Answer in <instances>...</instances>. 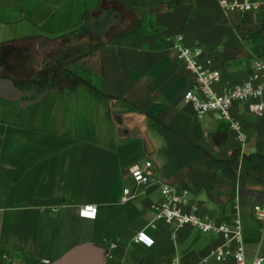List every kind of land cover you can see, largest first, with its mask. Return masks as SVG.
<instances>
[{
  "label": "crops",
  "instance_id": "1",
  "mask_svg": "<svg viewBox=\"0 0 264 264\" xmlns=\"http://www.w3.org/2000/svg\"><path fill=\"white\" fill-rule=\"evenodd\" d=\"M254 1L239 12L218 0H0V70L23 88L43 67L61 72L46 79L60 90L36 102L0 97V260L53 262L90 242L111 264H235L214 261L216 233L147 225L159 184L136 188L127 171L146 158L155 178L187 186L201 213L228 221L238 208L246 258L264 254L252 212L264 202V115L232 104L243 141L229 119L198 117L183 99L193 75L173 48L178 34L201 45L220 90L245 80L264 56V0ZM106 21L103 38L86 26ZM84 205L97 207L94 218L79 215ZM141 230L152 246L134 241Z\"/></svg>",
  "mask_w": 264,
  "mask_h": 264
},
{
  "label": "built area",
  "instance_id": "2",
  "mask_svg": "<svg viewBox=\"0 0 264 264\" xmlns=\"http://www.w3.org/2000/svg\"><path fill=\"white\" fill-rule=\"evenodd\" d=\"M218 2L226 11L247 12L256 7L254 0H218ZM173 48L178 58L193 75L190 87L183 93V99L191 103L198 117L214 112L229 119L240 140H245L246 135L240 127V122L232 117L230 108L235 101H241L245 103V109L250 114L264 115V56L254 59L252 71L245 80L228 83L220 90L217 84L221 80V72L213 66L212 58L204 55L201 45L186 44L183 42V36L178 34L175 36ZM127 171L136 188L144 187L151 182L159 184V197L152 204L153 216L147 225L157 228L161 223L170 227L173 232L181 227H189L200 232L216 233L222 241L212 250L214 261L221 262L233 257L235 264H264V254H256L250 260L246 258L244 230L238 208L230 220L217 221L198 210L191 201V192L187 186L155 178L156 169L151 159L134 161L128 165ZM121 200L126 201L128 197L123 195ZM89 212L92 214H87ZM252 212L264 224V202H255L252 205ZM96 213L97 207L94 205H84L79 209V215L83 217L94 218ZM134 241L147 247L154 243V239L143 230L134 236ZM110 247L113 248V245ZM112 257V253L107 251L103 264H111ZM0 264H22V262L4 254ZM32 264H52V262L43 258ZM169 264L182 263L174 260Z\"/></svg>",
  "mask_w": 264,
  "mask_h": 264
},
{
  "label": "water",
  "instance_id": "3",
  "mask_svg": "<svg viewBox=\"0 0 264 264\" xmlns=\"http://www.w3.org/2000/svg\"><path fill=\"white\" fill-rule=\"evenodd\" d=\"M127 8H123V11ZM122 12L116 13L117 17L121 15ZM118 19V18H117ZM111 23L106 21L102 24L99 29H94L92 26L89 27L88 23L86 26L92 29L99 37L103 38L105 33L108 31ZM5 47L1 46L0 50V61L2 56L6 54ZM17 57L15 56L14 65L16 64ZM1 64V63H0ZM7 74L0 70V97L18 101L21 105L28 103H33L39 100L45 93L49 91H58L60 87L58 85L47 84L40 87V91L36 90L34 85L26 88H21L15 83L14 77L18 76L15 71L8 69V66H5ZM105 259V251L101 245L84 242L67 250L60 257L52 262V264H103Z\"/></svg>",
  "mask_w": 264,
  "mask_h": 264
},
{
  "label": "flooded vegetation",
  "instance_id": "4",
  "mask_svg": "<svg viewBox=\"0 0 264 264\" xmlns=\"http://www.w3.org/2000/svg\"><path fill=\"white\" fill-rule=\"evenodd\" d=\"M55 69V66L52 64V65H49V66H46V67H43L42 69H40L37 73H36V77L31 79L29 81V87L34 85L36 87V90L37 91H40V87L42 85H47L48 83L46 82V79L48 77H51V78H55V76L53 74H51L52 70ZM45 70V73H43ZM52 86H53V82L50 83ZM19 86L21 87V85L19 84ZM23 88V87H21ZM26 88V87H25Z\"/></svg>",
  "mask_w": 264,
  "mask_h": 264
},
{
  "label": "trees",
  "instance_id": "5",
  "mask_svg": "<svg viewBox=\"0 0 264 264\" xmlns=\"http://www.w3.org/2000/svg\"><path fill=\"white\" fill-rule=\"evenodd\" d=\"M44 72L43 73H45V70H43ZM60 71H58V68L57 67H55V69L54 70H52V72H51V74H53L54 76H58V75H60ZM68 75L70 74L69 72L67 73ZM74 81L75 82H79V81H81V79H78V78H76V77H74Z\"/></svg>",
  "mask_w": 264,
  "mask_h": 264
},
{
  "label": "snow or ice",
  "instance_id": "6",
  "mask_svg": "<svg viewBox=\"0 0 264 264\" xmlns=\"http://www.w3.org/2000/svg\"><path fill=\"white\" fill-rule=\"evenodd\" d=\"M87 214L91 215L92 213H91V212H89V213H87Z\"/></svg>",
  "mask_w": 264,
  "mask_h": 264
},
{
  "label": "rangeland",
  "instance_id": "7",
  "mask_svg": "<svg viewBox=\"0 0 264 264\" xmlns=\"http://www.w3.org/2000/svg\"><path fill=\"white\" fill-rule=\"evenodd\" d=\"M56 78H58V77H56Z\"/></svg>",
  "mask_w": 264,
  "mask_h": 264
}]
</instances>
